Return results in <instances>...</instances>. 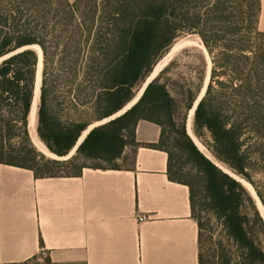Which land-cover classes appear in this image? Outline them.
Masks as SVG:
<instances>
[{
	"label": "trees",
	"instance_id": "16d2710c",
	"mask_svg": "<svg viewBox=\"0 0 264 264\" xmlns=\"http://www.w3.org/2000/svg\"><path fill=\"white\" fill-rule=\"evenodd\" d=\"M259 15L260 0H0V57L5 56L0 60V162L31 169L37 177L118 168L115 161L125 146L137 145V121H152L160 134L147 144L167 153L168 178L189 190L198 263L208 264L221 253L220 264H264V218L242 181L252 185L264 206V187L253 179L264 173ZM186 33L199 37L210 60L205 92L190 123L210 156L187 131L202 83L181 90L179 111V100L161 81L172 60L129 108L109 118L134 98L173 41ZM39 58L41 82L31 125ZM91 125L66 160L45 157L30 139L33 128L51 153L64 157ZM183 158L193 167L188 178ZM87 159L109 164L86 166ZM61 166L71 171H55ZM212 217L238 251H224L221 241H211Z\"/></svg>",
	"mask_w": 264,
	"mask_h": 264
},
{
	"label": "crops",
	"instance_id": "0c3cea01",
	"mask_svg": "<svg viewBox=\"0 0 264 264\" xmlns=\"http://www.w3.org/2000/svg\"><path fill=\"white\" fill-rule=\"evenodd\" d=\"M134 134L131 160L118 168L37 177L0 162V264H199L188 187L168 178L167 153L147 144L160 127L139 119Z\"/></svg>",
	"mask_w": 264,
	"mask_h": 264
},
{
	"label": "rangeland",
	"instance_id": "374dc122",
	"mask_svg": "<svg viewBox=\"0 0 264 264\" xmlns=\"http://www.w3.org/2000/svg\"><path fill=\"white\" fill-rule=\"evenodd\" d=\"M180 42H184V44L181 47H179L177 50H175L168 59H166L165 56L167 55V52H169L170 47L174 43H180ZM172 45L169 47L167 52L158 60L157 64H159V65L162 64L161 65L162 67L160 68V69H162L165 65H167V63L170 60H172V63L169 65L167 71L162 75L161 81H163L167 84V88H168L169 92L179 100V102H180L179 111L182 112V97L180 96L181 90L186 88V87L193 88L195 85H197V83L199 84L200 82L202 83V86H203L207 72L210 69V67H209V69H207L208 66L210 65V62L208 60L206 50L203 47L199 37L194 33H186V34L178 37L177 39H175L173 41ZM37 51H38V49H37ZM40 63H41V61H40ZM41 66H42V64L40 65V74H41ZM38 67H39V63L37 65V69H38ZM208 78H209V72H208ZM208 78H207V81H208ZM207 81H206V83H207ZM142 85L135 91L134 98L137 96L138 93H140V89H141ZM134 98L131 101H133ZM130 102L127 105H129ZM106 120H108V119H106ZM92 126L93 125L89 126L85 131H83L82 134L79 136L77 141H79ZM191 127H190V129H191L190 132H191L192 136L195 138L198 147L205 154L210 156L209 152L207 151L205 146L192 133ZM33 130L34 129L32 128L31 139L33 141V145L35 146V148L38 151L43 153L45 155V157L66 160L75 152V149H76L75 145L76 144L69 151L68 155H66L64 157H57L56 155L51 153L46 148L44 143L41 142L37 138V136L35 135ZM131 151H132V145H127L126 152L120 158L116 159L115 164H117L119 166L129 164V162L131 160ZM183 161L185 164V175H184V177L188 178L189 174L193 173V167L184 158H183ZM79 163H82V161H80ZM84 163L86 166H96V165L106 166L109 164V163H105V162H100V160H96V159H87V160H85ZM222 168L224 170H227L224 166H222ZM54 169H55V171H57L59 173H65V172L71 171V168L63 167V166L55 167ZM253 179L256 181L257 184L262 185V187H264V173H261V172L255 173L253 175ZM242 181L248 187V189L251 191V193H252V195L256 201V204H257V206H258V208H259V210H260V212L264 218V206L261 203L258 196L256 195L252 185L250 183L244 181V180H242ZM262 191H264V190L262 189ZM211 225L213 227L212 234H211V241L212 242L213 241L214 242L221 241L224 245V248H223L224 251H229V252L238 251V249H236L235 246L230 245L228 243L230 240L228 239L227 235L225 234L224 229L221 228L218 221L213 217L211 219ZM207 235H209V234L207 233ZM216 252H217V254H219L218 253L219 251H216ZM220 260H221V253L219 256H216L214 258V260L211 259V261H209L208 264H220ZM28 264H36V262L31 261Z\"/></svg>",
	"mask_w": 264,
	"mask_h": 264
},
{
	"label": "bare ground",
	"instance_id": "6f19581e",
	"mask_svg": "<svg viewBox=\"0 0 264 264\" xmlns=\"http://www.w3.org/2000/svg\"><path fill=\"white\" fill-rule=\"evenodd\" d=\"M183 44H184V42L174 43L171 46V48L169 49V52H167V55L165 56V58L168 59L171 56V54L175 50H177L179 47H181ZM35 48L38 49V53H39V57H40L41 56V51H40L39 47L35 46ZM208 60H209V56H208ZM209 62H210V60H209ZM161 65L156 64L155 67L153 68L152 74H155L162 67ZM209 67H210V65L208 66L207 69H209ZM208 72H209V70H208ZM208 72H207V75L205 77V82H204V85L202 86L201 93H203V91H204V86H205L207 78H208ZM39 83H40V58H39V67H38L37 74H36V86H35L34 98H33L32 105H31V110H30V122L29 123L31 125H33V123L35 121V108H36V100H37V97H38ZM192 114H193V108L190 110L189 118H188V121H187V130H188L189 134H191V132H190L191 131L190 130V123H191ZM191 136H192V134H191ZM193 139H194L195 143L197 144V142H196L194 137H193Z\"/></svg>",
	"mask_w": 264,
	"mask_h": 264
},
{
	"label": "water",
	"instance_id": "95a60500",
	"mask_svg": "<svg viewBox=\"0 0 264 264\" xmlns=\"http://www.w3.org/2000/svg\"><path fill=\"white\" fill-rule=\"evenodd\" d=\"M25 47H30V45H27V46H25ZM204 47V46H203ZM40 49V48H39ZM41 51V50H40ZM5 56H3V57H0V60L2 59V58H4ZM157 64V63H156ZM155 64V65H156ZM155 65H154V67H155ZM153 67V68H154ZM161 69H159L155 74H152V72H153V69H152V71L150 72V74L147 76V78H146V80L144 81V84L142 85V87H141V89H140V93H138L137 94V96L134 98V100L133 101H131L130 102V104L129 105H126L123 109H121L120 111H118L116 114H114V115H112L111 117H113V116H116V115H118V114H120L121 112H123L124 110H126L127 108H129L139 97H140V95L142 94V92H143V90H144V88H145V86L147 85V83L151 80V79H153L157 74H158V72L160 71ZM209 72H210V69H209ZM40 82H41V74H40ZM208 82V81H207ZM207 84V83H206ZM206 84H205V86H204V91H203V93H201V90H200V92H199V94H198V96H197V98H196V100H195V102H194V105H196V103L198 102V100L201 98V96L204 94V92H205V88H206ZM35 86H36V81H35ZM39 86H40V83H39ZM34 91H35V89H34ZM38 96H39V88H38ZM33 98H34V94H33ZM33 98H32V101H33ZM29 114H30V112H29ZM111 117H109V118H111ZM109 118H107V119H109ZM104 120H106V119H104ZM104 120H102V121H99V122H97L96 124H98V123H100V122H103ZM88 132V131H87ZM85 136V135H84ZM84 136L79 140V141H77V143H76V145H75V148L78 146V144L82 141V139L84 138ZM55 155V154H54ZM227 172H228V170H226ZM231 173V172H230ZM232 174V173H231ZM234 175V174H233Z\"/></svg>",
	"mask_w": 264,
	"mask_h": 264
},
{
	"label": "built area",
	"instance_id": "2783aa9c",
	"mask_svg": "<svg viewBox=\"0 0 264 264\" xmlns=\"http://www.w3.org/2000/svg\"><path fill=\"white\" fill-rule=\"evenodd\" d=\"M142 218V217H141Z\"/></svg>",
	"mask_w": 264,
	"mask_h": 264
}]
</instances>
